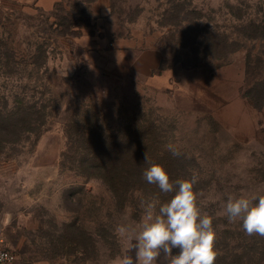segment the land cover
I'll list each match as a JSON object with an SVG mask.
<instances>
[{
	"label": "rangeland",
	"instance_id": "obj_1",
	"mask_svg": "<svg viewBox=\"0 0 264 264\" xmlns=\"http://www.w3.org/2000/svg\"><path fill=\"white\" fill-rule=\"evenodd\" d=\"M6 106L34 111L38 127L0 147V232L14 264H116L120 227L141 220L142 201L173 195L149 184L119 202L83 131L138 135L176 159L166 169L172 182L198 176V205L217 232L215 264H264V237L217 215L228 195L264 189V0L0 6Z\"/></svg>",
	"mask_w": 264,
	"mask_h": 264
},
{
	"label": "clouds",
	"instance_id": "obj_2",
	"mask_svg": "<svg viewBox=\"0 0 264 264\" xmlns=\"http://www.w3.org/2000/svg\"><path fill=\"white\" fill-rule=\"evenodd\" d=\"M165 147L174 157L181 155L173 144ZM145 162L148 166L142 175L147 183L157 186L163 194L173 195L167 202L159 197L142 201L141 220L120 227L126 243L116 264H158L161 253L165 264H215L217 232L213 217L202 213L198 205V176L193 173L190 178L172 182L164 166L151 162L147 152ZM217 215L226 217L229 223L242 222L248 236L264 237V189L250 195H228ZM173 249H179V253L173 255ZM8 260L6 254L0 253V264Z\"/></svg>",
	"mask_w": 264,
	"mask_h": 264
},
{
	"label": "trees",
	"instance_id": "obj_3",
	"mask_svg": "<svg viewBox=\"0 0 264 264\" xmlns=\"http://www.w3.org/2000/svg\"><path fill=\"white\" fill-rule=\"evenodd\" d=\"M7 106L3 112L0 110V147L4 144L20 143L24 135L34 134L38 131V127L32 124L31 117L34 115V111L32 113L27 108L9 110ZM82 136L83 138L93 137L92 141L94 140L96 146L90 145L88 149L93 150L95 154L97 150H101V156L96 158L94 155V161L91 162L96 163L100 168L102 163L103 169H107L105 167L109 166L110 178L102 179L114 197H120L119 202L123 201L121 199L126 192L130 190L144 191V187L149 185L142 175L148 166L145 162L146 152L151 162L161 164L165 169L174 167L177 163L176 159L166 160L160 156L159 153H164V151L159 152L160 150L153 149L152 145L147 142H141L138 135H133L128 140H122L120 137L108 133L92 134L83 131ZM153 186L161 196L168 195L161 193L157 186Z\"/></svg>",
	"mask_w": 264,
	"mask_h": 264
},
{
	"label": "crops",
	"instance_id": "obj_4",
	"mask_svg": "<svg viewBox=\"0 0 264 264\" xmlns=\"http://www.w3.org/2000/svg\"><path fill=\"white\" fill-rule=\"evenodd\" d=\"M56 0H0V6L13 7L20 6L26 7H39V8H50ZM153 67V66H151Z\"/></svg>",
	"mask_w": 264,
	"mask_h": 264
},
{
	"label": "built area",
	"instance_id": "obj_5",
	"mask_svg": "<svg viewBox=\"0 0 264 264\" xmlns=\"http://www.w3.org/2000/svg\"><path fill=\"white\" fill-rule=\"evenodd\" d=\"M0 253L6 254L9 258L8 261H5L4 264H14L16 261L15 251L6 244L5 239L0 232Z\"/></svg>",
	"mask_w": 264,
	"mask_h": 264
}]
</instances>
